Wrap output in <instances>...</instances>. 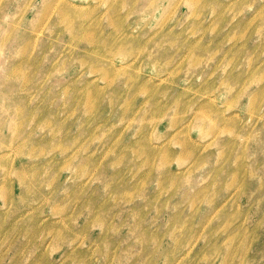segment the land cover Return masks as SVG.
<instances>
[{
    "label": "rangeland",
    "instance_id": "374dc122",
    "mask_svg": "<svg viewBox=\"0 0 264 264\" xmlns=\"http://www.w3.org/2000/svg\"><path fill=\"white\" fill-rule=\"evenodd\" d=\"M0 264H264V0H0Z\"/></svg>",
    "mask_w": 264,
    "mask_h": 264
}]
</instances>
